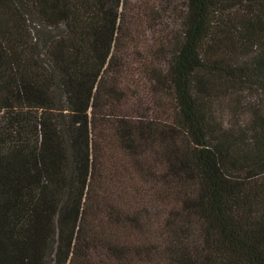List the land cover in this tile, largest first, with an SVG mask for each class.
<instances>
[{"label":"trees","instance_id":"16d2710c","mask_svg":"<svg viewBox=\"0 0 264 264\" xmlns=\"http://www.w3.org/2000/svg\"><path fill=\"white\" fill-rule=\"evenodd\" d=\"M0 264H264V0H0Z\"/></svg>","mask_w":264,"mask_h":264}]
</instances>
